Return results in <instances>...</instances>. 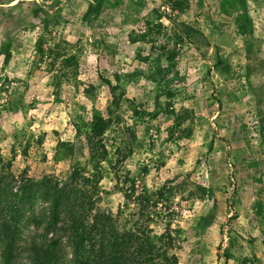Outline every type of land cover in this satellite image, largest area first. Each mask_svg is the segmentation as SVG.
I'll return each mask as SVG.
<instances>
[{
  "label": "rangeland",
  "instance_id": "374dc122",
  "mask_svg": "<svg viewBox=\"0 0 264 264\" xmlns=\"http://www.w3.org/2000/svg\"><path fill=\"white\" fill-rule=\"evenodd\" d=\"M0 166L152 213L178 264H264V0H0Z\"/></svg>",
  "mask_w": 264,
  "mask_h": 264
},
{
  "label": "trees",
  "instance_id": "16d2710c",
  "mask_svg": "<svg viewBox=\"0 0 264 264\" xmlns=\"http://www.w3.org/2000/svg\"><path fill=\"white\" fill-rule=\"evenodd\" d=\"M95 119L92 131L102 136L106 122ZM85 199V194L51 177L40 182L20 179L15 186L1 173L0 264H17L20 257L30 264H178L170 223L153 236V215L141 212L140 218L130 214L127 225L121 227L124 208L116 216L94 213L92 202ZM139 200L145 206L150 203L148 194H141Z\"/></svg>",
  "mask_w": 264,
  "mask_h": 264
}]
</instances>
